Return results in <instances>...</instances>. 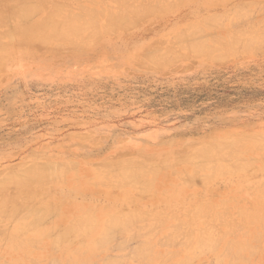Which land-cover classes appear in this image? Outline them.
<instances>
[{"label": "rangeland", "instance_id": "374dc122", "mask_svg": "<svg viewBox=\"0 0 264 264\" xmlns=\"http://www.w3.org/2000/svg\"><path fill=\"white\" fill-rule=\"evenodd\" d=\"M81 1L68 0L66 1V3L64 2L65 5L70 6H68L67 8L66 6H64L63 12L64 17L65 15H67L66 11L69 12V8H71L70 11L72 12V14L75 15L77 13L76 15H79V17L84 14L83 12H81L82 9L84 12L87 9L102 12V14L99 13L98 17H95L96 19L94 21H91L89 19V16L87 15H83L82 21L80 20V23L85 24L87 29L83 28L84 30H82L81 33L79 32V36L80 34L82 35L84 33L82 35L83 38L80 36L82 38L81 40L85 41L88 39V41L85 42H88L89 47L86 44V46H82V48L84 49L79 52H70L69 48L65 49V52H57L58 50H50L49 48H47L49 49V51L46 48H43L44 50H42V48H34V51L33 46L30 42L27 41L25 43H22L23 40L19 38H11L12 42L11 40L9 42L11 44L2 52L3 55L0 54V61L3 59L0 62L1 64L3 63L2 65H0V173H4V171H9V169L14 168V170H12L13 172L10 170V173L12 175L15 172L18 174V170L24 171L27 169L35 168L36 164H41V166L49 165L47 166V168L51 171H55L54 167L58 166V168H60L59 170H61V172H58L64 173L62 174L63 176L57 174V177L55 176V178H53L50 174L52 172L49 173V170L46 169L45 173L48 172V174H50L51 176L49 175L50 178L46 184L36 187L38 190H41V192L33 187L35 195L37 194L36 196H33V198H31L33 202L29 201L31 199L27 200L25 198L26 196L24 198L27 201L24 198H21L23 194L15 192L19 189H17V186L11 187L13 188V196L17 197V202H20L21 200V204L27 205L32 202L31 204L34 206H37V202H39L38 204H41L46 208H55L57 212L52 213V215L50 213H44V216L41 217L39 219V222L37 221L34 226L30 222H32V218L35 216H31L29 213L32 211L31 214L34 215L31 208H34V206L26 205L27 207H25L24 210L22 208L21 212L15 219L3 218L2 216H0V264H102L103 260L107 259L106 257H125L126 255H129L127 253L130 252V246H135V244H143L148 241V245L151 243L149 245L151 254H147V256L143 255L142 257L141 255L137 256L136 254V257H133L136 258L134 260L133 258H129V256H126L125 258L123 257L124 259L122 258L123 261L120 264H161V261L165 259L168 260H166L164 264H180L186 258H190L192 260L189 262V264H200V262L201 264H216V262H218L219 264H228L227 261H223L222 258H220V254L224 255V253L222 252L227 249L226 246L229 245L227 242H229L230 240V244L235 243L239 244L237 246L246 245L247 247L250 246V248H252V254L248 255L247 252H245V255L241 254V256L245 258L242 259L244 262L241 260L237 262V264H264V187L262 185L264 184V172H262L264 168V47H262L263 49L259 48L261 46H264V10H261L262 7L264 8V0H212L210 2L209 0H184L187 2L180 0L181 6H179L180 4H177V6H174V8H172L171 4H173V1L174 3H177L178 1L176 0H161L162 4L160 0H151V3L149 2L150 0H124L123 2L120 0V2L123 3L124 6L122 4L118 5L116 3V7H114V2L116 1L120 3L119 0ZM139 1L143 3L141 4V2ZM124 2L127 3V6L129 7V9L127 7L128 10H125L126 3L124 4ZM128 2H132V8L133 6L140 5L138 8H141L142 10H144V12L147 9L148 12L146 11L145 13H150V15L147 16V14L145 15V13L143 12L145 16H141V14H143L141 12V9L140 11L136 10L139 12V14L141 13L140 15H137L136 13L138 12H136L135 9L138 8L131 10V3ZM202 2L203 5H201ZM206 2L210 6H207ZM213 3H216V6ZM262 3L263 6L261 7V5L259 4ZM52 4L53 2L47 4L48 8H51ZM73 4H76V6ZM143 4L145 5V7ZM168 4H170V6ZM217 4L220 5L217 6ZM236 4H239L240 6L242 5V8L240 6L237 7L238 5ZM120 5L125 7V9H123L121 6V8L123 9L122 13L120 12ZM147 5L150 7L154 5L150 9H154V12L156 10V13L158 12V14L154 12L152 13L151 10L149 11V7ZM160 5L162 6V8L165 6V10L168 7L169 9L171 8V10H168L172 12H168L166 10L167 13H165L164 11V14L162 15V11H160ZM79 6H81L82 8ZM155 6L158 9L160 7V9L158 10ZM74 7L75 9H73ZM99 7L102 8L99 9ZM106 7L107 9H110L107 10ZM78 8L79 11L76 10ZM112 8L115 11L112 10ZM231 8H235L236 10ZM214 9L217 10L215 11ZM89 10L87 11L89 12ZM111 10L113 12H111ZM227 10L229 11V13H227ZM116 11L120 12H117L119 13V16L120 14H123L119 17V25L116 26V24L114 27L110 28L111 31L115 30L116 32L112 31L113 34L111 31L104 32V26L109 20L108 16H116ZM126 11H130V13L128 12L129 15H127L128 13ZM133 11L134 13L132 17L130 16V14ZM223 12L225 14L224 16H226V19L223 18ZM106 13H109V15L107 16ZM247 13H249L250 16ZM135 14L136 18H143H141V20L139 21H137L138 19H136L137 26L130 27L131 24H129V22L131 23L132 19L127 21V18L129 19L132 17L135 21ZM154 14L157 15V17L153 16ZM210 14L215 16V18L217 17L216 23L214 20L210 22V19L207 18L211 16ZM226 14H229V17ZM42 15H44V13H42ZM203 15L205 19L204 21L206 23H203L204 21H202ZM236 15L239 19L244 15H248L246 19L247 21H244L245 23H247V25H244V23L242 24L241 22H237V20L235 19ZM239 15L242 17H239ZM62 16L63 14H61V17ZM122 16L126 17V20H122ZM161 16L165 17L161 18ZM182 16H184V18ZM210 18L213 19L214 17ZM223 19L226 21L229 19L230 21L228 20L226 23V21H222ZM147 21H149V23ZM160 21L161 26H159ZM235 21L237 23H235ZM156 22H158V24ZM121 23H127L125 25H122L124 27L127 26V28H129L131 31L126 27L124 29L127 30L124 31ZM230 24L234 25L235 27H231ZM235 24L238 26H236ZM251 24H253L252 26L254 27H251ZM97 25H100L101 27ZM93 26L94 28H90ZM201 26H203L204 28ZM219 26H222L223 28L221 27V29ZM245 26L247 29L245 28ZM3 27L1 26L0 28V37L4 34V31H9L8 27L7 30ZM117 27H119L120 30ZM212 27H214V29ZM241 27L244 29V31L243 29H241ZM207 28L209 29L207 30ZM237 28H240V30ZM99 29L101 31L103 30L101 32V34L103 35L100 34ZM234 29L239 31L236 32ZM254 29L257 31H255ZM86 30H90V33H88ZM245 30L248 31L246 32ZM192 31H200V33L196 32L195 34L193 32L194 34H192ZM240 31H243L246 35L247 33H251L252 35H249L253 38V40H255L254 38H257L260 35V38H263V42L261 41L262 43H260L261 39L258 38L255 40L256 43L254 41L253 43L249 39L250 36H247L249 38L246 37L247 40H245L244 37L241 38L243 34H241ZM254 31L257 33H254ZM119 33L122 35H120ZM197 33L200 35H202L203 33L205 34L199 36ZM207 33H209L210 35ZM93 34H95L96 36H93ZM115 34L117 36L119 35V37H117ZM123 34H125L126 36H130L126 37ZM152 34L153 36L151 37ZM181 34L185 35L184 40H186L187 37H190L189 39L187 38L188 40H186L187 43L185 45L189 44L192 41H200L202 43H205V45L207 44V46L209 47H214L217 45L216 43L221 42L220 40H222V38H224V41H226L228 39L226 37L228 36L239 37L241 35V37H239L240 39H243V41L247 42L249 41L250 43L247 45V43L245 42L241 45L245 44L247 46H250L248 50L244 51L246 53L245 54L243 52V47L236 43L237 46L239 45L242 48L238 49L239 46H235L237 47V51H235L234 53H238L239 55L235 54L236 56L234 57L233 54H228L224 56L225 58L215 59L214 61L209 57L205 59V56L199 54L193 56L191 52H186L185 47L188 46L184 45L185 42L182 44L179 43V41L182 42L183 40L181 39V37H183V35ZM206 34L208 36V40L206 39ZM166 35L168 36V39H166ZM212 35L215 37H212ZM92 36L95 37V40H91ZM109 37L112 39H110ZM209 37H211L212 39L214 38V40L211 41L210 39L209 41ZM108 38L110 40H108ZM162 40L164 43L166 41L167 43L165 44H167L168 46H165ZM175 40L177 43H175ZM79 41L77 38V43H79ZM171 41H174L173 43L175 44H173L172 47H170V44L172 43ZM224 41L222 40V42ZM157 43L159 44L157 45ZM178 43L184 47L180 48V45ZM252 43L253 46L255 45L254 47L251 45ZM54 44L55 43H51V46L53 47ZM177 44L179 45V47H176ZM258 44L259 47L256 51L255 47ZM24 45H26L27 49L23 47ZM102 46L106 47H103L104 49H101ZM173 46L175 47L174 50L176 51H173ZM164 48L168 49L167 51H171L173 53L179 52V56L182 54V57H178L177 54L178 58L176 59V61L174 60L175 62L169 63L172 58H165V53H167L166 56H168V52L165 51ZM169 48L172 49L170 50ZM28 49L31 51V53H26L28 52ZM155 49L156 51L159 50V52H150V50H152L153 52ZM91 50H95L96 52H102L105 50V53L107 52L106 54L108 55V59L110 62H100L97 59L99 55H94L97 58L88 56V53ZM144 51H148L151 54H146V52ZM163 51H165L164 55H162L163 53H161ZM4 52H7L6 55L8 56V58L10 57L9 60L8 58H5L6 55L4 54ZM250 52L251 54H247ZM45 53L48 54L46 55ZM44 54L45 57H42L44 56ZM184 55L186 57H183ZM162 56H164L163 60L167 59L166 62H168V60L169 62L164 66H162L161 64V67H157V65L159 66L162 60L161 58V60L158 58ZM148 59H154V63L151 61L150 63L152 64H149V62H147ZM190 59H193V61ZM163 62H165V60ZM145 63H148L149 65H147L149 67ZM153 64L157 65L153 66ZM253 136L256 137L257 140H259L258 137H261V142H257L256 139H253L259 144L262 143L263 147L262 145L256 143L257 149L254 148L255 145L253 143L255 141L250 140ZM244 137H248L247 140ZM230 138L236 142L239 141L238 144L241 147L238 146L239 148L237 149L240 153L238 154V152L236 151V154L238 155H235L234 153V157L229 153L228 156L225 155L226 152L223 150L221 151V154L225 156L222 157L219 152L218 154H216V151L224 148V150H227L226 148H228L229 150V147H226L227 145H223V147H221L222 144L220 143L224 142V144H229L228 146L231 147V143L229 141ZM224 139L226 142L224 141ZM210 141H215L217 143H215V145ZM209 142L212 144V150H210L208 155H213V152H215L214 154L216 155H214L215 160L213 158L214 156H211L214 161H210L208 163L207 160L209 159H201L198 157V150H201V148L207 143L209 145ZM218 143L220 145H218ZM199 144L201 147L199 146ZM234 144L236 143L234 142ZM187 146H194L195 148H199L196 151L194 150L195 152L193 151L197 154V157L186 159L185 156H189L188 153L194 154L192 152H189L191 151V149L187 148ZM194 147H192V150L194 149ZM258 148L260 150H258ZM233 149H235L234 146L229 151L233 153L235 152V150H237ZM180 152H182V154H185L187 152L186 154L188 155H179ZM211 152L212 154H210ZM171 154L174 155L173 158ZM180 156H182V158H180ZM120 157L124 158V164H122L121 162L119 163L120 165H118L117 162L122 161ZM138 157L143 161L140 162L141 159H139ZM46 158L49 160H47ZM150 158L152 159L151 163L147 162V160ZM238 158L244 159L245 163L247 162V164H244V166L242 165L244 161L240 163L242 160H238L240 161L239 167H244L245 169V167H247L248 165V167H251L253 165L252 168H254L246 169L247 172L239 171V169H237V163H234L236 162L234 160ZM249 158L257 160L255 162L253 161V164L251 165V163H248L250 162ZM135 159H139L140 161ZM163 159H165L166 161L168 160V162L164 161ZM128 160L131 162H128ZM161 160H163L164 164H160ZM70 161L79 162L80 164H75L74 166V164L70 163ZM110 161L116 164V166H112V169H109L111 168V164H113ZM186 161H189L192 164L190 165ZM201 161L207 163V165L205 164L207 168L204 167ZM217 161H221L220 164L216 163V165L215 162ZM224 162L229 164L227 165ZM129 163H132L131 166L129 165ZM193 163H196L195 167L199 164L198 168L203 169L199 170L197 167V169L194 168ZM26 164L30 166L26 167ZM31 164H35L33 165L34 167ZM95 164L99 165L97 169L94 167ZM100 164H102V167H100ZM137 164L144 165V167L146 168L144 169L146 170L145 174L147 175L144 176L145 171H142L141 174H138L141 178L138 177L139 179L135 180L133 173L127 174V172L135 170L134 173H136L137 169H135V165ZM224 164L227 165L225 168H227L228 170L223 171L225 169ZM23 165L25 166V168L23 167L22 169ZM163 165H165L164 167H166L167 169H162ZM214 165H216L215 168ZM219 165H222L223 170ZM71 166H73L74 169H72ZM18 167L21 168L19 169ZM229 167L230 169L232 168L231 170H233V168H236L235 170H237L238 172L233 170V172L235 171V174L231 173ZM208 168L211 170H209ZM119 169L124 170L116 172ZM150 169L154 173H157L153 178V172ZM192 170L196 173H192ZM248 170L253 171L254 174L252 173V175L256 177L254 178L250 174L251 171L249 172ZM226 171H228V173L230 174H227ZM115 172L118 174H115ZM217 172L220 174H218ZM111 173L113 174L111 175ZM246 173H248L249 176ZM4 174L3 176H5ZM223 174L225 175L218 176ZM231 174H234L232 175L233 177L230 176ZM117 175H120L121 179ZM206 175H208L209 178L205 177ZM1 176L0 181L3 180V176ZM122 176L124 177L122 178ZM189 176L192 178H190ZM210 176L213 178H211ZM210 178L212 180H210ZM224 178H227L228 180H226V183ZM257 178H259L260 180ZM140 179L142 180L140 181ZM146 179L150 182L153 179L155 180L152 181L151 188L149 187L151 186L150 184L149 186H147L148 181ZM184 179H189L190 181L194 179V182L196 184L194 183L189 186V180L185 181ZM121 180H123V182ZM78 181H82L91 187L92 191L90 196H92V198H88L89 200H87L90 203L86 202V204H84V202H82L85 198H82V194H80V192H78L74 187V185L77 184ZM118 181H120L121 183ZM212 181H214V183H212ZM219 181L221 184H224L221 185ZM205 182L211 183L206 185L204 184ZM102 183L104 185L101 186ZM105 183H109V185ZM128 184H131L130 186H133L130 187ZM202 184L206 187H200L202 186ZM137 185H139V189L141 188L140 190L143 192L142 197L139 196L142 195V192H138ZM204 189H207V192H205L206 190L204 191ZM60 190H62V192ZM10 191L11 190L8 189L7 192L10 193ZM203 191L204 194L202 195ZM12 193H10V195ZM41 193L43 195H41V199L38 200L39 194ZM60 194L63 196H61ZM210 194L211 196L207 197ZM85 196L87 197V195ZM100 196L102 200L100 199ZM195 196H200L201 198L198 199V197ZM187 199L191 203L187 201ZM62 201H65L66 208L67 206H71V209L62 210ZM181 201H183L184 203ZM169 202L170 204H168ZM121 205H124L123 209ZM125 205H127L128 208ZM172 205L175 206V208H173ZM192 205L195 207L197 213V208L199 209V213L196 214L197 218L195 216L193 217L192 213L196 212L194 211V207ZM129 207L132 209V212L130 211L131 209ZM125 208L130 211L129 213H127L128 215L131 213L130 215L132 216L137 215V218L138 215H140L142 216L141 218H145L146 220L142 221L143 219L141 220L139 217L141 221L139 219L134 222L129 221L127 227L130 230L126 227L127 229L125 228V231L114 235L116 238H113L111 241L108 240L109 243L107 245L100 246L101 242L99 243V241H102L101 235L104 234L103 228L105 221L108 220V218L113 214H125L123 213V210H125V212L127 210ZM150 208H152L153 210ZM172 208L177 212L172 210ZM117 209L119 211H122L119 212ZM146 210L150 212H147ZM191 210H193L194 212ZM9 211L10 210L8 209V212ZM188 211H190V213H188ZM238 211H240V214L238 213ZM22 213L25 214L23 215ZM28 213L29 215L27 216ZM222 213L225 216L222 215ZM84 214L88 215V218H91V216L92 218H94L93 222H95V230H90L91 232L89 231L84 234L82 233L84 230L81 229L77 231L81 233V237L79 234H77V232H75L68 235L66 237L67 239H64L65 242H62L63 240H60L59 242L58 237H61V235L59 236V234L63 233L62 231L64 230V228L71 224V222H77L78 219L81 218ZM226 214H228V216ZM236 214L239 216H236ZM200 215L202 217H199ZM215 215H218L220 221H225L223 223L221 222V226H218L220 222L218 223L219 220L214 217ZM185 216H187V218ZM130 217L131 216H129V218ZM239 217L242 218L240 219ZM83 218L85 220L88 219H86V217L84 216ZM154 219L156 221L155 223L153 222ZM197 219H201V221L199 220L200 222H197ZM213 219H215L214 222H212ZM24 220H27V223H25ZM81 220L83 221L82 218ZM138 220L140 222H138ZM187 220V224L192 222V224L190 225H192L195 229V232H193L194 230H191V233L194 235H192V238H195V236H199L201 234L200 232H203V230L207 228V226L205 225V227H203L201 222L203 224L204 222H206L209 226L212 225V227H210L211 229L213 228L215 233L210 234H215V236L219 235L218 238L216 237L219 240L215 239L218 241L217 245L219 244L218 246H216V250L205 248V246V249L203 247L202 249L199 245H189L187 247L184 246L185 248H188L186 249V251L185 248L180 244L182 241L177 244L179 246H176V243H172V241H174L173 239H175V236L176 239L178 238V240L175 239L176 242L181 240L179 239L181 234L180 232L179 234L177 232L175 233L174 231L175 235L173 234V230L180 229V227L182 230L184 229L183 226L185 224L182 226L181 224L179 225L178 222L182 221L186 223ZM21 221H24V223ZM42 221L43 225L40 224ZM46 221H48V223ZM51 221L52 223L50 224ZM44 222H46V224H44ZM87 222L90 223V220L88 219ZM87 222L83 223L87 225ZM158 222H160L159 227ZM231 222L233 224L235 222L234 225L237 224L239 229L233 228L234 226L232 228L231 226H226L227 223L230 225ZM29 223L31 224V226H33L31 227V230H27V228L30 227H25ZM150 224L152 225V227ZM21 225H23L24 227H19ZM136 225L138 228H135ZM132 226L133 229L131 230ZM192 226L189 227L191 228ZM213 226H215V228ZM47 227L50 228L49 231L52 230L51 233L49 231H45L49 229ZM140 227H143V230H146L144 232L152 229L151 233L153 235L151 233H144L143 230L140 229ZM20 228L22 229L20 230ZM145 228H147L148 230ZM24 229L27 231H25ZM207 229L205 231H208ZM18 230L25 233H19L17 232ZM130 231V235H133L134 231L137 234L136 238H134L135 241L133 239H130ZM208 232H206V234ZM223 232L225 235L222 234ZM143 233L145 235H143ZM73 234L79 235L78 238H76L75 236L76 239H73ZM140 234H142L143 236L138 237V235ZM170 234H172L173 239H170V241H172H166L164 243V241L167 240L166 238H168V235ZM68 237L70 239V242ZM48 238L49 240H51L49 241ZM99 238L101 240H99ZM123 239L124 244H126L116 247L115 244H118V242L122 241ZM131 240L133 241L131 242ZM158 240L160 242H158ZM92 242L94 243L91 245ZM95 242L99 244V247L95 244ZM29 243H31V245ZM121 243H123V241ZM170 243H172V246ZM195 246H197L199 250L195 249ZM113 247L116 249H113ZM127 247L128 249H126ZM132 249H134V247H132ZM203 250H205V252H203ZM210 250H212V253H209ZM192 252H196V254L193 255ZM165 254H173V256L169 255V258H167L168 255L166 257L163 256ZM229 254L230 253H226V256L230 257ZM130 255L133 254L131 253ZM217 255L221 260H217L219 259ZM143 257L149 258H147L148 260H143ZM215 258L216 261L214 260ZM193 261L195 262L192 263Z\"/></svg>", "mask_w": 264, "mask_h": 264}, {"label": "bare ground", "instance_id": "6f19581e", "mask_svg": "<svg viewBox=\"0 0 264 264\" xmlns=\"http://www.w3.org/2000/svg\"><path fill=\"white\" fill-rule=\"evenodd\" d=\"M66 1H68V0H0V28H1V26L3 27V26H5V27H3V28H5L6 30H7V27H8V30L9 31H4V34L3 35H1V37H0V54L1 55H3V51L5 50V48L6 47H8L11 43H9L10 42V40H11V38H19V39H21V40H23V42L22 43H25V42H30L31 44H32V46H33V49L34 48H42V50H44L43 48H49L50 50L51 49H53V50H58L57 52H59V51H64L65 49H68L69 48V50H70V52H79V51H82L84 48H82V46L84 47V45L86 46V44H87V46H88V42L86 43L85 41H88V39L87 40H81L82 38H83V34L81 35L80 34V36L82 37H80L79 36V32L81 33V31L82 30H84L83 28H86V25L85 24H82V23H80V20L82 21V16L84 15V16H89V19L91 20V21H94L96 18L95 17H98L99 16V13H101L102 14V12L101 11H99V12H97L96 10H89V9H87V10H89V12L87 13L86 11L84 12L83 11V9H82V11L81 12H83L84 14H82L81 15V17H79V15H74V14H72V12L70 11V9L71 8H69L68 10H69V12L68 11H66V13H67V15H65V17H64V6H66V8L68 7V6H70V5H65L64 4V2L66 3ZM75 1H77V0H75ZM81 1V0H80ZM84 1V0H83ZM85 1H88V0H85ZM94 1V0H93ZM100 1H102V0H100ZM122 2L124 1V0H121ZM137 1V0H136ZM149 1V0H148ZM157 1V0H156ZM168 1V0H167ZM172 1V0H171ZM176 1H178L176 4L174 3V1L172 2L173 4H171L172 5V8H174V6H177V4H180V0H176ZM184 1V0H183ZM191 1H194V0H191ZM206 1V0H205ZM210 1H212V0H209V2ZM221 1V0H220ZM50 2H53V4H52V7L51 8H48V5L47 4H50ZM82 2V1H81ZM104 2V1H103ZM119 2H120V0H119ZM127 2V1H126ZM126 2H124V4L126 3ZM135 2V1H134ZM139 2H141V1H139ZM150 3H151V0L149 1ZM149 2H148V4H149ZM160 2H161V0H160ZM159 2V3H160ZM166 2V1H165ZM184 2H187V1H184ZM216 2H218V1H216ZM226 2V1H225ZM116 3L119 5V4H122L123 5V3H118V2H114V4H115V6L114 7H116ZM128 3H131V10H134L135 8H138L139 6H133V8H132V2H128ZM143 2H141V4H142ZM207 3V2H206ZM243 3V2H242ZM247 3V2H246ZM138 4V3H137ZM155 4H157V3H155ZM161 4H162V2H161ZM164 4V3H163ZM185 4V3H184ZM213 4H215V6H216V3H213ZM224 4V3H223ZM244 4V3H243ZM72 5V4H71ZM73 5H75L76 6V4H73ZM80 5V4H79ZM92 5V4H91ZM99 5V4H98ZM117 5V6H118ZM122 5H120L119 7L121 8V6ZM126 6V9H125V7H123L122 6V8L123 9H125V10H128L129 9V7L127 6V3L125 4ZM144 5V4H143ZM169 6H170V4H168ZM201 5H203V2H202V4ZM209 4L207 3V6H208ZM218 5H220V4H217V6ZM226 5V4H225ZM236 5H238L237 7H239L240 5L239 4H236ZM259 5H261V7L263 6V3L262 4H259ZM47 6V7H46ZM148 6V5H147ZM154 6V5H153ZM152 6V7H153ZM161 6V5H160ZM179 6H181V4L179 5ZM194 6V5H193ZM199 6V5H198ZM197 6V7H198ZM210 6V5H209ZM222 6V5H221ZM234 6V5H233ZM79 7H81V6H79ZM127 7H128V9H127ZM144 7H145V5H144ZM149 7V11L151 10L150 8H152V7H150V6H148ZM148 7H146V8H148ZM156 7V6H155ZM159 7V6H158ZM165 7V6H164ZM162 8V6H161V10L160 11H162V15L164 14L163 12L165 11V13H167L166 12V10L168 11V12H172V11H169V10H171V8L169 9V7L168 8H166V10H165V8ZM204 7V6H203ZM206 7V6H205ZM241 8H242V5L240 6ZM65 8V9H66ZM82 8V7H81ZM102 8V7H101ZM100 7H99V9H101ZM109 8V7H108ZM121 8V9H122ZM157 8V7H156ZM155 8V9H156ZM176 8V7H175ZM213 8V7H212ZM236 8V7H235ZM235 8H231V9H235ZM241 8H239V9H241ZM50 9V10H49ZM73 9H75V7L73 8ZM94 9V8H93ZM106 9H107V7H106ZM110 9V8H109ZM109 9H107V10H109ZM119 9V8H118ZM120 9V12L122 13V11H123V9L121 10ZM141 9V8H140ZM140 9L138 8V9H135V11L136 10H138V11H140ZM158 9V8H157ZM159 9H160V7H159ZM158 9V10H159ZM164 9V10H163ZM169 9V10H168ZM237 9V8H236ZM235 9V10H236ZM264 10V8L262 7L261 8V10ZM76 10H78L79 11V8L78 9H76ZM112 10H114L113 8H112ZM111 10V12H113ZM154 9H152L151 11H152V13L154 12L153 11ZM174 10V9H173ZM206 10V9H205ZM212 10V9H211ZM215 10V9H214ZM217 10V9H216ZM215 10V11H216ZM230 10V9H229ZM243 10V9H242ZM262 10V11H263ZM102 11H103V9H102ZM115 11V10H114ZM138 11H136V12H138ZM146 11H147V9H146ZM145 11V12H146ZM193 11V10H192ZM228 11V10H227ZM250 11V10H249ZM94 12V13H93ZM117 12H119V11H116V14H114V15H116V16H110L109 15V13L107 14L106 13V15L109 17V20L107 21V23H106V25L104 26V32H109V31H111L110 30V28L111 27H114L116 24V26H118L119 25V22H118V20H119V17L121 16V15H123V14H120V16H119V13H117ZM127 13L129 12L130 13V11H126ZM125 12V13H126ZM141 12L143 13L144 12V10H142L141 9ZM144 12V13H145ZM148 12V11H147ZM233 12H234V10H233ZM264 12V11H263ZM42 13H44V15H42ZM86 13V14H85ZM126 13V14H127ZM129 13L127 14V15H129ZM133 13H134V11L130 14V16H132L133 17ZM144 13L143 14H141V16L143 15V16H145L147 13H145V15H144ZM154 13H156V10H155V12ZM207 13V12H206ZM227 13H229V11L227 12ZM61 14H63V16L61 17ZM137 15L139 14V12L138 13H136ZM136 14H135V21L133 20V18L131 17V18H127V21H129L130 19H132L131 20V23L129 22V24H131V26L130 27H132V26H137V21H139V20H141V18H143V17H141V18H136ZM139 14V15H140ZM156 14H158V12L156 13ZM247 14H249V13H247ZM104 15V14H103ZM148 15H150V13H148L147 14V16ZM152 15V14H151ZM166 15V14H165ZM187 15V14H186ZM204 15H205V13H204ZM204 15H203V18H202V21H204L205 19H204ZM207 15V14H206ZM211 16L210 17H214L215 18V16H213L212 14H210ZM223 16L225 15L224 14V12H223V14H222ZM226 15H228V17H229V14H226ZM107 16H106V19H107ZM153 16H155V17H157V15H153ZM152 16V17H153ZM185 16V15H184ZM184 16H182L183 18H184ZM248 16V15H247ZM247 16L246 15H244L243 17L242 16H240L239 15V17H242V18H238L237 17V15L235 16V17H233V18H235L236 20H237V22H241L242 24L244 23V25L246 24L247 25V23H245L244 21L247 19ZM249 16H250V14H249ZM123 17V19L122 20H126V17H124V16H122ZM129 17V16H128ZM164 18L165 16H161V18ZM199 17V16H198ZM206 17V16H205ZM210 17H207V18H209L210 19V22H212L213 20L215 21V23L217 22L216 21V18L214 19H212V18H210ZM226 16H224L223 18L224 19H226L225 18ZM227 17V18H228ZM231 17V16H230ZM59 18H61V19H59ZM232 18V17H231ZM238 18V19H237ZM85 19V18H84ZM105 19V20H106ZM121 19V18H120ZM136 19H138L137 21H136ZM148 19V18H147ZM168 19V18H167ZM198 19V18H197ZM200 19V18H199ZM220 19V18H219ZM222 20V21H226V20ZM121 20V21H122ZM145 20V19H144ZM155 20V19H154ZM174 20V19H173ZM188 20V19H187ZM221 20V19H220ZM219 20V21H220ZM229 20V19H228ZM227 20V21H228ZM232 20H234V19H232ZM231 20V21H232ZM240 20V21H239ZM132 21H133V23H132ZM157 21V20H156ZM196 21H200V20H196ZM227 21H226V23H227ZM230 21V20H229ZM247 21V20H246ZM136 22V23H135ZM148 23H149V21H147ZM152 22V21H151ZM173 22V21H172ZM181 22V21H180ZM187 22V21H186ZM236 21H235V23H237ZM250 22V21H249ZM128 23V22H127ZM127 23H121V25L122 24H127ZM147 23V24H148ZM157 24H158V22H156ZM183 23V22H182ZM185 23V22H184ZM195 23V22H194ZM203 23H206L205 21L203 22ZM214 23V22H213ZM219 23V22H218ZM224 23V22H223ZM260 23H262V22H260ZM97 24V23H96ZM153 24V23H152ZM163 24H165V23H163ZM202 24V23H201ZM231 24H234V23H231ZM230 24V25H231ZM239 24V23H238ZM249 24V23H248ZM144 25V24H143ZM236 25V24H235ZM253 24H251V27H254V26H252ZM255 25V24H254ZM97 26H100V25H97ZM123 26V25H122ZM146 26V25H145ZM149 26V25H148ZM147 26V27H148ZM159 26H161V21H160V25ZM186 26V25H185ZM222 26H224V25H222ZM222 26H219L220 28L222 27ZM227 26V25H226ZM232 26H234V25H231V27ZM236 26H238V25H236ZM250 26V25H249ZM257 26V25H256ZM101 27V26H100ZM126 28H127V26H125ZM124 26H123V29L125 28ZM153 27V26H152ZM151 27V28H152ZM190 27V26H189ZM201 27H203V26H201ZM235 27V26H234ZM233 27V28H234ZM240 27V26H239ZM244 27V26H243ZM90 28H94V26L93 27H90ZM99 28V27H98ZM119 30H120V28L119 27H117ZM144 28V27H143ZM157 28V27H156ZM204 28V27H203ZM213 29H214V27H212ZM212 28H210V29H212ZM220 28H218V29H220ZM223 28V27H222ZM221 28V29H222ZM245 28H246V26H245ZM87 29V28H86ZM117 29V30H118ZM128 30H130L129 28H127ZM127 29H124V31L125 30H127ZM202 29V28H201ZM206 29V28H205ZM209 28H207V30H208ZM230 29V28H229ZM236 29V28H235ZM234 29V30H235ZM237 29H239L240 30V28H237ZM241 29H243L242 27H241ZM247 29V28H246ZM259 29V28H258ZM100 30V29H99ZM143 30V29H142ZM166 30V29H165ZM204 30V29H203ZM227 30V29H226ZM231 30V29H230ZM233 30V31H234ZM239 30H235L236 32L237 31H239ZM248 30H249V28H248ZM248 30H245L246 32L248 31ZM255 30V29H254ZM88 33H90V30H86ZM103 31V30H102ZM101 30L99 31L100 32V34H101V32H102ZM113 32L115 31V30H112ZM111 31V32H112ZM122 31V30H121ZM121 31H120V33H121ZM131 31V30H130ZM176 31V30H175ZM212 31V30H211ZM243 31H244V29H243ZM241 32V34H245L244 32ZM255 31H257V30H255ZM254 31V33H257V32H255ZM87 32H85V33H87ZM93 32V31H92ZM113 32H112V34H113ZM116 32V31H115ZM178 32V31H177ZM194 31H192L191 33L192 34H196V32H198V31H195L194 33H193ZM201 32H202V30H201ZM253 32V31H252ZM259 32H261V31H259ZM1 33V32H0ZM3 33V32H2ZM119 33V34H120ZM122 33H124V32H122ZM126 33V32H125ZM139 33V32H138ZM148 33V32H147ZM181 33V32H180ZM190 33V34H191ZM198 33H200V31L198 32ZM197 33V34H198ZM214 33V32H213ZM221 33V32H220ZM227 33V32H226ZM231 33H233V32H231ZM97 34V33H96ZM99 34V33H98ZM130 34H134V33H130ZM154 34V33H153ZM153 34L151 35V37L153 36ZM156 34V33H155ZM173 34V33H172ZM185 34V33H184ZM184 34H181V35H183V37H181V39H183L182 40V42L181 41H179V43L180 44H182V43H184V45L187 43V41L186 40H188L190 37H187L186 38V40H184ZM202 34V33H201ZM203 34H205V33H203ZM202 34V35H203ZM207 34H209V33H207ZM207 34L205 35V36H207ZM249 34H251V33H247V35L245 36H243L242 35V37H241V35L239 36V37H241V38H245V40H247L246 39V37L247 36H250ZM90 35H92V34H90ZM95 34H93V36H94ZM101 35H103V34H101ZM116 35V34H115ZM114 35V36H115ZM120 35H122V34H120ZM123 35H125V34H123ZM150 35V34H149ZM199 36H202V35H200V34H198ZM210 35V34H209ZM252 35V34H251ZM256 35H258V34H256ZM92 36V39L91 40H95V37H93ZM96 36V35H95ZM105 36H106V34H105ZM110 36V35H109ZM117 36V35H116ZM126 36V35H125ZM128 36V35H127ZM126 36V37H127ZM130 36V35H129ZM128 36V37H129ZM155 36V35H154ZM254 36V35H253ZM117 37H119V35L117 36ZM132 37V36H131ZM156 37V36H155ZM168 36L166 35V39H168L167 38ZM204 37V36H203ZM212 37H215V36H213L212 35ZM217 37V36H216ZM239 37H237V36H228V37H226V38H228L226 41H224V38H222V40L224 41V42H222V40H220L221 42H219V41H217V42H219V43H216L215 45L216 46H214V47H209V46H207V44L205 45V43H202V42H196V41H192V42H188L189 44H187V45H185V46H188V47H185V49H186V52H191L192 53V55L194 56V55H202V56H205L206 58L205 59H207L208 57L209 58H212V60H214L215 61V59H221V58H225L224 56L225 55H231V54H233V56L235 57L236 55L235 54H237V55H239L238 53H234L235 51H237V47L239 46V45H241L242 43H247V45L248 44H250L249 43V41L247 42V41H243V39H240ZM262 37V36H261ZM77 38H78V41H79V43H77ZM80 38V39H79ZM90 38H91V36H90ZM90 38H89V41H90ZM94 38V39H93ZM106 38V37H105ZM105 38H104V40H105ZM110 38V37H109ZM108 38V40H110V39H112V38H110L109 39ZM116 38V37H115ZM123 38V37H122ZM148 38V37H147ZM159 38V37H158ZM205 38V37H204ZM208 38V36L206 37V39ZM247 38H249V37H247ZM258 38H260V35H259V37H257V38H254L255 40L256 39H258ZM96 39H97V37H96ZM100 39V38H99ZM124 39H126V38H124ZM164 39V38H163ZM210 39H211V41H213L214 40V38L212 39L211 37H209V41H210ZM217 39V38H216ZM216 39H215V41H216ZM250 41L251 42H255L256 43V41L255 40H253V38L250 36ZM252 39V40H251ZM261 40H260V43H262L263 42V38H260ZM21 40H20V43H21ZM117 40V39H116ZM123 40V39H122ZM140 40H141V38H140ZM208 40V39H207ZM219 40V39H218ZM102 41H103V39H102ZM120 41V40H119ZM145 41V40H144ZM169 41V40H168ZM239 41H242V42H239ZM262 41V42H261ZM11 42H12V40H11ZM93 42V41H92ZM99 42V41H98ZM97 42V43H98ZM132 42V41H131ZM157 42V41H156ZM162 42H163V40H162ZM172 42V43H171ZM171 42H169V43H171L170 45V47H172V45L174 44L173 42L174 41H171ZM253 42V43H254ZM51 43H55L54 45H53V47L51 46ZM108 43V42H107ZM164 43V42H163ZM162 43V44H163ZM165 43H167L166 41H165ZM164 43V44H165ZM175 43H177L176 42V40H175ZM178 43V44H179ZM207 43V42H206ZM236 43H238L239 45L237 46L236 45ZM253 43L251 44L252 46H253ZM112 44H115V43H112ZM159 43H157V45H158ZM176 45V47H179V45ZM133 45V44H132ZM142 45V44H141ZM156 45V46H157ZM167 44H165V46H166ZM175 45V44H174ZM247 45H241V47H243V52L244 51H246V50H248L249 49V46H247ZM261 45H263V44H261ZM111 46V45H110ZM114 46V45H113ZM122 46V45H121ZM137 46V45H136ZM156 46H153V47H156ZM168 46V45H167ZM235 46H237V47H235ZM255 46V45H254ZM253 46V47H254ZM23 47H25L26 49H27V47H26V45H24ZM89 47V46H88ZM92 47V46H91ZM103 47H106V46H102V48L101 49H104ZM140 47V46H139ZM181 47H184V46H182V45H180V48ZM240 46H239V48L238 49H242ZM257 47V48H256ZM256 47H255V49H256V51H257V49H258V47H259V44L258 45H256ZM262 47H264V46H261V47H259L260 49H263ZM22 48V47H21ZM31 48V47H30ZM138 48V47H137ZM136 48V49H137ZM168 48V47H167ZM15 49V48H14ZM49 49H47L48 51H49ZM106 49V48H105ZM139 49V48H138ZM153 49V48H152ZM159 49V48H158ZM165 49V48H164ZM170 50L172 49V48H169ZM175 49V47L173 46V51H176V50H174ZM177 49H179V48H177ZM20 50V49H19ZM37 50V49H36ZM41 50V49H40ZM47 50H45V51H47ZM68 50V51H69ZM125 50V49H124ZM135 50V49H134ZM146 50H148V49H146ZM168 49H165V51H167ZM28 52H26V53H31V51L28 49L27 50ZM34 51H35V49H34ZM102 51V50H101ZM136 51V50H135ZM155 51V52H154ZM153 52H152V50H150V52L151 53H156L157 51L159 52V50H157L156 51V49L154 50ZM165 51H163V52H161V53H163L162 55H164V53H165ZM179 51V50H178ZM177 51V52H178ZM65 52V51H64ZM67 52V51H66ZM129 52V51H128ZM143 52V51H142ZM144 52H146V51H144ZM168 52V56H166L167 55V53H165L166 55H165V58H167V57H169L170 59L172 58V60H170V62H169V60H168V62L169 63H172V62H175L176 61V59L178 58V57H182L181 55L179 56V52L178 53H173V52H171V51H167ZM182 52H184V51H182ZM242 52V53H243ZM247 52H249V51H247ZM7 53V52H6ZM6 53L4 52V54L6 55ZM20 53V52H19ZM26 53H24V54H26ZM50 53H53V52H50ZM107 53V52H106ZM105 53V50L104 51H102V52H96L95 50H91L89 53H88V56H90V57H94V58H97V57H95L94 55H99V57L97 58L100 62H106V61H108V62H110L109 61V59H108V55ZM149 52L147 51L146 52V54H148ZM151 53H149V54H151ZM169 53H170V56H169ZM174 55H173V54ZM180 53H181V51H180ZM242 53H240V54H242ZM245 53V52H244ZM22 54V53H21ZM46 55L48 54V53H45ZM45 54H44V56H42V57H45ZM144 54V53H143ZM172 54V55H171ZM177 54H178V57H177ZM246 54V53H245ZM247 54H251V52L250 53H247ZM253 54V53H252ZM4 55V56H5ZM176 55V56H175ZM172 56V57H171ZM173 56H174V58H173ZM191 56V55H190ZM223 56V57H222ZM3 57V56H2ZM47 57V56H46ZM183 57H186L185 55L183 56ZM230 57H232V56H230ZM4 58V57H3ZM5 58H8V56L6 55V57ZM4 58V59H5ZM10 58V57H9ZM9 58H8V60H9ZM162 60H161V59ZM163 58H164V56H162V57H159L158 59H160L161 60V62H160V64H159V66L157 65V64H153V66H156L157 65V67H161L160 65L162 64V66H164V65H166V63L168 64V62H166L167 61V59H164L165 60V62H163L164 60H163ZM229 58V57H228ZM195 59H197V58H195ZM200 59V58H199ZM3 60V59H2ZM1 60V61H2ZM36 60V59H35ZM130 60V59H129ZM135 60V59H134ZM142 60V59H141ZM145 60V59H144ZM175 60V61H174ZM190 60H192L193 61V59H190ZM210 60V59H209ZM227 60V59H226ZM0 61V62H1ZM12 61H13V59H12ZM11 61V62H12ZM153 62L154 61V59H148V61L147 62H149V64H152V63H150V62ZM156 61V60H155ZM158 61V60H157ZM10 62V63H11ZM9 63V62H8ZM132 63V62H131ZM154 63V62H153ZM3 64V63H2ZM1 63H0V65H2ZM146 65L148 64V63H145ZM148 64V65H149ZM147 65V66H148ZM146 66V67H147ZM3 67V66H2ZM140 67V66H139ZM149 67V66H148ZM0 70H1V66H0ZM2 78V77H1ZM210 137V136H209ZM251 137V136H250ZM245 138V137H244ZM247 138L248 137H246L245 139L247 140ZM256 139V137H252L250 140H253V141H255L254 139ZM228 139V138H227ZM231 139V138H230ZM229 139V141H230V143H231V147L230 146H228L229 144H224V142H219L220 144H222L221 145V147H223V145L225 146V145H227L226 147H229V150H231V148L234 146V148L235 149H237V148H239L238 146H240L239 144H238V142L239 141H234L233 139H231L230 140ZM240 139V138H239ZM242 139V138H241ZM258 139L259 140H257L256 139V141L257 142H261V137H258ZM211 140V139H210ZM214 140V139H213ZM237 140V139H236ZM224 141H225V139H224ZM231 141H233V142H231ZM254 142L253 144L255 145V149H257V146H256V143L257 142ZM210 142H212V141H210ZM209 142V143H210ZM226 142V141H225ZM234 142L236 143V144H234ZM250 142H252V141H250ZM201 143V142H200ZM215 144V143H217V142H215V141H213L212 142V144ZM218 143V145H220ZM228 143V142H227ZM232 143H233V146H232ZM241 143V142H240ZM211 144V143H210ZM208 145V143L207 144H205V146H203L202 148H201V150H198L199 148H195L194 146H197V145H194V146H192V147H194V149L192 150V147H188L187 146V148H189V149H191V151H189V152H192V153H194L196 150H198L199 151V153H198V157L199 158H201V159H204V158H206V159H209V160H207V162L209 163L210 161L211 162H213L214 160H215V156L214 155H216V154H218V152L220 153V155L223 157V156H225V155H231L232 154V156L234 157V153H235V155H238L240 152H238V149L237 150H235V149H233V150H235V152H231V151H229L228 150V148H226L227 150H224V149H221V150H219V151H216L217 153L216 154H214L215 152H213V155H208L209 154V152H210V150H212V144L211 145ZM242 144V143H241ZM252 144V145H253ZM257 144H259V143H257ZM216 145V144H215ZM235 145H237V146H235ZM259 145H262V143H260ZM199 146H200V144H199ZM201 147V146H200ZM220 147V146H219ZM241 147V146H240ZM262 147H263V145H262ZM261 147V148H262ZM264 149V148H263ZM195 150V151H194ZM215 150V149H214ZM213 150V151H214ZM225 151L226 152V154L225 155H222L221 154V151ZM258 150H260L259 148H258ZM194 151V152H193ZM197 151V152H198ZM236 151L238 152V154H236ZM187 153V152H186ZM184 154V155H188L189 154V156H185L186 157V159H191V158H193V157H197V154L196 153H194V154H191V153H188V154ZM229 153V154H228ZM182 155V156H184L183 154H182V152H180L179 153V155ZM191 154V155H190ZM210 154H212V152L210 153ZM253 154H255V153H253ZM45 155V154H44ZM172 155V154H171ZM179 155H177V156H179ZM242 155V154H241ZM38 156V155H37ZM51 156V155H50ZM59 156V155H58ZM121 156V155H120ZM173 156L174 155H172V158H173ZM182 156H180V158H182ZM211 156L214 158V160H213V158H211ZM246 156H247V154H246ZM36 157V156H35ZM53 157V156H52ZM155 157V156H154ZM230 157V156H229ZM257 157V156H256ZM43 158V157H42ZM61 158H63V157H61ZM78 158V157H77ZM121 158V157H120ZM139 158V157H138ZM170 158V157H169ZM171 158V159H172ZM243 158V157H242ZM242 158H238V159H236V160H234V161H236V162H234L235 164L237 163V169H239V171H246L247 172V170L246 169H251L252 168V164H253V161L255 162L256 160H253V159H251V158H249V160H250V162H248L249 164L251 163V167H245V169H244V167H242L243 168V170H242V168L241 167H239L240 166V163H242L243 161H244V159H242ZM44 159V158H43ZM47 159V158H46ZM115 159V158H114ZM122 159V161H119V162H117L118 163V165H120L119 163H121L122 162V164H124L123 163V157L121 158ZM139 159H141V158H139ZM139 159H135V160H139ZM212 159V160H211ZM231 159V158H230ZM242 160L241 162L240 161H238V160ZM47 160H49V159H47ZM164 161H166L165 159H163ZM163 160H161V162H160V164L162 163V164H164L163 163ZM36 161V160H35ZM108 161V160H107ZM117 161V160H116ZM140 161V160H139ZM143 160L141 159V161L140 162H142ZM206 161V160H205ZM224 161V160H223ZM48 162V161H47ZM109 162V161H108ZM111 163H113L112 161H110ZM128 162H131V161H129L128 160ZM147 162H149V163H151L152 162V159L150 158V159H148L147 160ZM166 162H168V160L166 161ZM165 162V163H166ZM172 162H173V160H172ZM186 162H188V164H192L191 162H189V161H186ZM185 162V163H186ZM221 162V161H220ZM220 162H215V164L217 163V164H220ZM232 162V161H231ZM240 162V163H239ZM70 163H72V164H74V166H75V164H80L79 162H72V161H70ZM125 163H127V162H125ZM159 163V162H158ZM201 163H203V165H204V167H206L205 166V164L207 165V163H204L203 161H201ZM225 163V162H224ZM30 164V163H29ZM131 164L132 163H129V165L131 166ZM194 165V168H198V165H196V167H195V164L196 163H193ZM216 164V165H217ZM225 164H227V163H225ZM224 164V168L229 164H227V165H225ZM246 165L247 164V162L245 163V161L243 162V164L242 165ZM32 165V164H31ZM33 165H35V164H33ZM32 165V166H33ZM45 165V164H44ZM165 165H167V164H165ZM165 165H163V167H162V169H167L166 167H164ZM169 165V164H168ZM177 165H178V163H177ZM216 165H214V168H215V166ZM241 165V166H242ZM244 165V166H245ZM21 166V165H20ZM28 166H30V165H28V164H26V167H28ZM47 166H49V165H45V166H41V164L39 165V164H36V166H35V168H31V169H27V170H22V171H20V170H16L17 172H18V174L16 173H14L13 175L10 173L12 170H14V168L13 169H9V171H4V175L5 176H3V174L2 173H0V176L3 178V180L2 181H0V216H2L3 218H11V219H15V218H17V216H18V214L21 212V209L23 208V210H24V208L25 207H27V206H34V205H32L31 203L33 202V200L31 199V198H33V196H36L35 195V192L33 191V187L34 188H36L37 186H43L44 184H46L47 183V181L49 180V178H50V176L52 175V177L53 178H55V176L57 177V174H59L60 176H63L62 174H64V173H60L61 172V170H59L60 168H58V166H55L54 168H55V171H51V170H49L48 168H47ZM99 165H96L95 164V168L97 169V167H98ZM112 166H116V164H111V168H109V169H112ZM129 166V167H130ZM172 166V165H171ZM220 167H221V169L223 170V167H222V165H219ZM230 166V165H229ZM264 166V165H263ZM23 167L25 168V166L23 165L22 166V169H23ZM34 167V166H33ZM44 167H45V169H44ZM68 167V166H67ZM100 167H102V164H100ZM169 167V166H168ZM19 168V167H18ZM21 168V167H20ZM19 168V169H20ZM71 168L72 169H74L73 168V166H71ZM104 168V167H103ZM126 168H128V167H126ZM158 168V167H157ZM196 168V169H197ZM207 168V167H206ZM254 168V167H253ZM252 168V169H253ZM46 169H48L49 170V173L50 172H52V173H50V174H48V172H46L47 173V175H46V173H45V170ZM56 169H57V171H56ZM125 169V168H124ZM123 169V170H124ZM135 169H137V171H136V173H134L135 172V170H131V171H129V172H127V174L128 173H133V175H134V178H135V180H138L139 178H141V177H139V175L138 174H141V172L143 171H145L144 172V176L145 175H147V174H145L146 173V170H144V169H146L145 167H144V165H142V164H137V165H135ZM199 169V168H198ZM203 169V168H202ZM202 169H199V170H202ZM209 169V168H208ZM216 169H218V168H216ZM232 169V168H231ZM230 169V167H229V170L231 171V173H234L235 171L236 172H238L237 170H235L234 168H233V170H235L234 172H233V170H231ZM6 170H8V169H6ZM11 170V171H10ZM123 170H121V169H119L118 171H116V172H120V171H123ZM151 170V169H150ZM194 170V169H193ZM193 170H192V173H196L195 171L193 172ZM207 170V169H206ZM209 170H211V169H209ZM225 170H228L227 168H225L223 171H225ZM58 171H60V172H58ZM67 171V170H66ZM152 171V170H151ZM160 171V170H159ZM249 172L251 171V170H248ZM261 171H262V168H261ZM9 172V173H8ZM13 172V171H12ZM19 172H21V173H19ZM63 172V171H62ZM109 172V171H108ZM115 172V174H118V173H116ZM125 172V171H124ZM140 172V173H139ZM153 172V171H152ZM221 172V171H220ZM227 172V174H230V173H228V171H226ZM262 172H264V168H263V171ZM45 173V174H44ZM66 173V172H65ZM103 173H105V172H103ZM110 173V172H109ZM108 173V174H109ZM154 173V172H153ZM152 173V178L153 177H155V174H157V173H154L153 174ZM173 173V172H172ZM171 173V174H172ZM183 173V172H182ZM218 173V172H217ZM252 173L254 174V172L253 171H251L250 172V174L252 175ZM55 174V175H54ZM113 173H111V175H112ZM214 174V173H213ZM212 174V175H213ZM218 174H220V173H218ZM235 174V173H234ZM234 174H231L230 176H232V175H234ZM247 175H248V173H246ZM50 175V176H49ZM54 175V176H53ZM211 175V176H212ZM215 175V174H214ZM225 174H223V175H218V176H224ZM256 175V174H255ZM117 176H119L120 177V179H121V176L120 175H117ZM185 176H186V173H185ZM210 176V177H211ZM249 176V175H248ZM253 176V175H252ZM7 177V178H6ZM24 177V178H23ZM100 177V176H99ZM102 177H104V176H102ZM124 176H122V178H123ZM139 177V178H138ZM190 177V176H189ZM205 177H207V178H209V176L208 175H206ZM226 177V176H225ZM233 177V176H232ZM242 177V176H241ZM254 177V176H253ZM252 177V178H253ZM256 177V176H255ZM254 177V178H255ZM98 178V177H97ZM96 178V179H97ZM108 178V177H107ZM113 178V177H112ZM151 178V179H152ZM184 178V177H183ZM190 178H192V177H190ZM189 178V179H190ZM198 178H200V177H198ZM211 178H213V177H211ZM210 178V180H212ZM240 178V177H239ZM247 178H249V177H247ZM99 179V178H98ZM115 179V178H114ZM143 179V178H142ZM142 179H140V181L142 180ZM189 179H184L185 181H188ZM195 179H196V177H195ZM225 179V178H224ZM251 179V178H250ZM257 179H259V178H257ZM256 179V180H257ZM111 180V179H110ZM119 180V179H118ZM147 180V179H146ZM154 180V179H153ZM152 180V181H153ZM221 180V179H220ZM226 180H227V178L225 179V183H226ZM232 180V179H231ZM230 180V181H231ZM247 180V179H246ZM246 180H244V181H246ZM260 180V179H259ZM114 181V180H113ZM122 182H123V180H121ZM148 181V180H147ZM152 181L150 182V181H148V185L147 186H149V184L151 185V183H152ZM155 181V180H154ZM217 181V180H216ZM215 181V182H216ZM228 181V180H227ZM233 181H234V179H233ZM240 181V180H239ZM118 182H120V181H118ZM117 182V183H118ZM189 183V186L190 185H192V184H194L195 182H194V179H192L191 181L189 180L188 181ZM191 182H193V183H191ZM218 182V181H217ZM238 182V181H237ZM241 182V181H240ZM92 183V182H91ZM101 183V182H100ZM116 183V182H115ZM121 183V182H120ZM198 183V182H197ZM209 183H211V182H209ZM209 183H204V184H206V185H208ZM212 183H214V181H212ZM219 183H220V181H219ZM231 183V182H230ZM235 183V182H234ZM105 184H108L109 185V183H105ZM112 184H114V183H112ZM141 184V183H140ZM178 184V183H177ZM183 184V183H182ZM196 184V183H195ZM221 184V183H220ZM224 184V183H223ZM223 184H221V185H223ZM227 184H228V182H227ZM232 184H233V182H232ZM100 185V184H99ZM102 185H104L103 183L101 184V186ZM117 185V184H116ZM129 186L131 185V184H128ZM263 185V187H264V184H262ZM261 185V186H262ZM12 186H17V189L19 188V189H21V190H16L15 192H17V193H21V194H23L22 195V197L21 198H24L25 196V198L28 200V199H31V200H29V201H32V202H30V204L29 205H27V204H21L20 202H21V198L20 199H18V200H20V202H17L16 201V198L17 197H15V196H13L14 194L12 193V190H13V188H11ZM122 186H127V185H122ZM133 186V185H132ZM132 186H130V187H132ZM198 186V185H197ZM74 187H75V189L78 191V192H80V194H82V198H85L84 199V201H82V202H84V204H86V202L87 203H90L89 201H87V200H89L90 198H92V196H90V194H91V191H92V189H91V187L90 186H88L87 184H85L84 182H82V181H78V183L77 184H75L74 185ZM93 187V186H92ZM110 187V186H109ZM135 187V186H134ZM137 187H138V192L140 191V192H142L140 189H139V185H137ZM141 187V186H140ZM150 188L152 187V185L151 186H149ZM200 187H206V186H203V184H202V186H200ZM207 187H209V186H207ZM215 187V186H214ZM228 187V186H227ZM226 187V188H227ZM41 188V187H40ZM46 188V187H45ZM148 188V187H147ZM212 188V187H211ZM216 188V187H215ZM224 188V187H223ZM8 189L9 190H11L10 191V193H12L11 195H10V193L9 192H7L8 191ZM37 189V188H36ZM48 189V188H47ZM111 189V188H110ZM149 189V188H148ZM147 189V190H148ZM181 189V188H180ZM184 189V188H183ZM250 189H252V188H250ZM250 189H247V190H250ZM25 190V191H24ZM38 190V189H37ZM58 190V189H57ZM66 190V189H65ZM72 190V189H71ZM117 190H119V189H117ZM150 190V189H149ZM206 190V191H205ZM208 190H210V189H208ZM38 191H40L41 192V190H38ZM61 192H62V190H60ZM123 191V190H122ZM204 191L205 192H207V189H204ZM204 191H203V193H202V195L204 194ZM212 191V190H211ZM53 192V191H52ZM56 192V191H55ZM54 192V193H55ZM60 192V193H61ZM72 192V191H71ZM114 192V191H113ZM125 192H127V191H125ZM130 192V191H129ZM148 192V191H147ZM37 193V192H36ZM39 193V192H38ZM43 193H46V192H43ZM85 193V194H84ZM131 193V192H130ZM211 193V192H210ZM58 194V193H57ZM63 194V193H62ZM76 194H77V192H76ZM41 195H43L42 193L41 194H39V197H38V200L39 199H41L40 197H41ZM50 195V194H49ZM51 195H53V194H51ZM61 195V194H60ZM69 195V194H68ZM85 195H87V197L85 196ZM89 195V196H88ZM101 195V194H100ZM45 196H48V195H45ZM61 196H63V195H61ZM131 196V195H130ZM140 197H142L143 196V192H142V195H139ZM147 196V195H146ZM211 196V194L209 195V196H207V197H210ZM56 197V196H55ZM134 197H135V195H134ZM136 197H138V196H136ZM139 197V198H140ZM190 197V196H189ZM195 197H198V196H195ZM24 198V199H25ZM43 198V197H42ZM63 198V197H62ZM89 198V199H88ZM191 198V197H190ZM199 198H201L200 196L198 197V199ZM25 199V200H26ZM55 199V198H54ZM57 199V198H56ZM67 199V198H66ZM93 199H95V198H93ZM100 199H101V196H100ZM209 199V198H208ZM230 199V198H229ZM25 200H22V201H25ZM26 200V201H27ZM45 200V199H44ZM98 200V199H97ZM102 200V199H101ZM117 200V199H116ZM116 200H115V202H116ZM174 200V199H173ZM233 200V199H232ZM28 201V202H29ZM73 201V200H72ZM76 201V200H75ZM74 201V202H75ZM81 201V200H80ZM132 201V200H131ZM187 201H189L188 199H187ZM27 202V203H28ZM61 202V201H60ZM63 202V205H62V203H61V205H62V207H61V209L62 210H70L71 209V206H67V208L65 207V201H62ZM68 202H70V201H68ZM77 202V201H76ZM129 202H130V200H129ZM133 202V201H132ZM136 202V201H135ZM134 202V203H135ZM181 202H183V201H181ZM190 202V201H189ZM209 202V201H208ZM39 202H37V206H34V208L33 207H31L32 208V210H33V213H34V215H32L31 214V212H29L30 213V215L31 216H35V217H33L34 218V220H33V218H32V222H30V223H32V225L34 226L36 223H37V221L39 222V219L41 218V217H43L44 216V213H50L51 215H52V213H55V212H57L56 210H55V208H46L45 206H42L41 204H38ZM67 203V202H66ZM78 203H79V201H78ZM161 203V202H160ZM184 203V202H183ZM191 203V202H190ZM224 203V202H223ZM81 204V203H80ZM93 204H95V203H93ZM103 204H105V203H103ZM129 204V203H128ZM138 204V203H137ZM136 204V205H137ZM168 204H170V202L168 203ZM171 204H173V203H171ZM27 205V206H26ZM109 205V204H108ZM119 205V204H118ZM135 205V206H136ZM158 205V204H157ZM156 205V206H157ZM56 206V205H55ZM110 206V205H109ZM122 206V205H121ZM124 206V205H123ZM122 206V209L124 208ZM125 206H127V205H125ZM159 206V205H158ZM173 206V205H172ZM193 206V205H192ZM131 207V206H130ZM129 207V208H130ZM137 207V206H136ZM138 207H140V206H138ZM147 207V206H146ZM168 207V206H167ZM179 207V206H178ZM181 207H182V204H181ZM185 207V206H184ZM183 207V208H184ZM194 207V206H193ZM199 207H200V204H199ZM216 207V206H215ZM226 207V206H225ZM114 208V207H113ZM118 208H119V206H118ZM121 208V207H120ZM127 208H128V206H127ZM127 208H125V209H127ZM142 208V207H141ZM156 208V207H155ZM173 208H175V206H173ZM172 208V210H174ZM180 208V207H179ZM203 208V207H202ZM222 208V207H221ZM220 208V209H221ZM8 209L10 210L9 212H8ZM131 209V208H130ZM136 209V208H135ZM146 209V208H145ZM149 209V208H148ZM150 209H152V208H150ZM22 210V211H23ZM118 210V209H117ZM137 210V209H136ZM153 210V209H152ZM159 210V209H158ZM188 210V209H187ZM197 210H198V213H199V209L197 208ZM211 210V209H210ZM250 210V209H249ZM88 211V210H87ZM119 211V210H118ZM122 211V210H121ZM121 211H119V212H121ZM131 212H132V209L130 210ZM130 211H128V209L126 210V212H125V210H123V213H125V214H122L121 213V215H120V213H118V215H116V214H113V215H111L109 218H108V220H106L105 221V223H104V234H102L101 235V239H102V241H99V243H100V246H104V245H107L108 243H109V241L108 240H112L113 238H116L114 235H117V234H119V233H122V231H125L124 229L127 227V225H128V222L129 221H132V222H134V221H137V219H139V217H140V219L142 220L143 218H141L142 216H140V215H138V218L136 217L137 215H135V216H132V215H128L127 213H129ZM147 211V210H146ZM161 211V210H160ZM159 211V212H160ZM175 211V210H174ZM191 211H193V210H191ZM194 211L196 212V213H192L193 214V217L195 216L196 218H197V216H196V214H198L197 213V211L195 210V207H194ZM193 211V212H194ZM224 211V210H223ZM135 212V211H134ZM139 212V211H138ZM147 212H150V211H147ZM146 212V213H147ZM175 212H177V211H175ZM201 212H203V211H201ZM29 213L27 214V216L29 215ZM88 213V212H87ZM90 213V212H89ZM145 213V212H144ZM152 213V212H151ZM154 213H156V212H154ZM188 213H190V211H188ZM238 213L240 214V211H238ZM23 214V213H22ZM21 214V215H22ZM25 214V213H24ZM23 214V215H24ZM86 214V213H85ZM82 215V219H83V221L81 220V218H79L78 219V221L77 222H71V224H69L67 227H65L64 228V230L61 232L62 234H59V236L61 235V237H58V240H59V242H60V240L62 241V242H65L64 241V239L66 240L67 238V236L68 235H70L71 233H75V232H77V231H79V230H84L82 233H87V232H89L90 230L92 231V230H95V222H93V219L94 218H92V216H91V218H88L87 216L88 215ZM136 214H137V212H136ZM140 214V213H139ZM142 214H143V212H142ZM150 214V213H149ZM148 214V215H149ZM158 214V213H157ZM207 214H209V213H207ZM217 214V213H216ZM53 215H55V214H53ZM122 215H123V217H122ZM161 215H163V214H161ZM182 215V214H181ZM186 215V214H185ZM219 215V214H218ZM218 215H215L214 217L216 218V219H218L219 221H218V223L220 222V224H218V226H221L222 225V223L223 222H225V221H220V218H218ZM220 215H221V213H220ZM222 215H224L223 213H222ZM227 216H228V214H226ZM26 216V215H25ZM83 216L84 217H86V219L88 218L89 220H90V223H88L87 221H88V219L87 220H85L84 218H83ZM127 216V217H126ZM129 216H131L130 218H129ZM143 216H145V215H143ZM165 216V215H164ZM187 216H188V214H187ZM187 216H185L186 218H187ZM190 216H191V214H190ZM189 216V217H190ZM225 216V215H224ZM236 216H239V215H237L236 214ZM22 217H24V216H22ZM160 217V216H159ZM174 217H175V215H174ZM199 217H202L201 215L199 216ZM207 217H208V215H207ZM223 217V216H222ZM26 218V217H25ZM51 218V217H50ZM162 218V217H161ZM240 218V217H239ZM242 218V217H241ZM240 218V219H241ZM47 219H49V218H47ZM133 219V220H132ZM139 219V220H140ZM160 219V218H159ZM175 219H176V217H175ZM190 219V218H189ZM8 220H10V219H8ZM22 220V219H21ZM53 220V219H52ZM56 220V219H55ZM85 220V221H84ZM138 220V222H140ZM144 220H146L145 218L142 220V221H144ZM161 220V219H160ZM192 220V219H191ZM194 220H195V218H194ZM198 220V221H197ZM196 221L197 222H200L201 221V219H197ZM200 220V221H199ZM207 220V219H206ZM214 220L215 219H213V221L212 222H214ZM224 220V219H223ZM25 221V223H27L26 221L27 220H24ZM24 221H21V222H23L24 223ZM44 221V220H43ZM43 221L40 223V224H42L43 223ZM183 221V220H182ZM178 222L179 223V225L181 224L182 226H183V230L181 229V227H180V229H176V230H173V234L175 235V233L177 232V233H179L180 234V237H179V239H181V240H179L178 242H176V240H178V238L176 239V236H175V239H173L172 238V234H170V235H168V238H166V236H165V238L167 239V240H165L164 241V243L167 241H170V239H173L174 241H172V243H176V246H179V245H177V244H179V242H181L180 244H181V246H185V247H187V246H191V245H199L201 248L203 247L204 248V246H205V248H210V249H212V250H216V246H218L217 245V243H218V241L217 240H219V239H217L218 238V236L216 235L215 236V234L213 235H211L210 233H215V231L213 230V228L211 229V227H212V225H208V223H206V222H204V224L201 222V224L203 225V227H205V226H207V228H208V226H209V228L207 229V228H205L204 230H203V232H200L201 234L199 235V236H195V238H192V233H191V230H194L193 232H195V229L193 228V226L192 225H190V224H192V222L191 223H188L187 224V222H188V220L186 221V223H184V222ZM241 221V220H240ZM1 222V221H0ZM47 223H48V221H46ZM46 222H44V224H46ZM83 222H87L88 224L86 225L85 223H83ZM154 223L156 222L155 221V219H154V221H153ZM161 222V221H160ZM160 222H158V227H159V223ZM222 222V223H221ZM22 223V224H23ZM28 224L27 226H25V227H30V228H27V230L29 229V230H31V227H33V226H31V224ZM52 223V221L50 222V224ZM153 223V224H154ZM166 223V222H165ZM206 223V224H205ZM229 223V222H228ZM227 223V225L226 226H231V228L233 227V228H238V225L236 224V225H234L235 224V222H234V224L231 222L230 223V225ZM82 224V225H81ZM134 224H136V223H134ZM212 224V223H211ZM216 224V223H215ZM26 225V224H25ZM39 225V224H38ZM43 225V224H42ZM41 225V226H42ZM141 225V224H140ZM151 225V224H150ZM157 225V224H156ZM178 225V224H177ZM187 225V226H186ZM192 226L191 228L189 227V226ZM205 225V226H204ZM264 225V224H263ZM135 226V225H134ZM186 226V227H185ZM19 227H24L23 225H21V226H19ZM39 227V226H38ZM151 227H152V225H151ZM173 227V226H172ZM171 227V228H172ZM175 227H177V226H175ZM214 228H215V226H213ZM239 227H240V225H239ZM47 228H49V227H47ZM84 228V229H83ZM128 228V227H127ZM126 228V229H127ZM135 228H138L137 227V225H136V227ZM179 228V227H178ZM189 228V229H188ZM196 228V227H195ZM230 228V229H231ZM22 228H20V230H21ZM26 229V228H25ZM24 229V230H25ZM35 229V228H34ZM53 229V228H52ZM129 229V228H128ZM133 229V226H132V228H131V230ZM140 229H144L143 227L141 228L140 227ZM145 229H147V228H145ZM198 229V228H197ZM208 230V231H205V230ZM211 229V230H210ZM218 229V228H217ZM239 229V228H238ZM10 230V229H9ZM8 230V231H9ZM27 230H25V231H27ZM40 230H42V229H40ZM50 230V228L48 229V230H45V231H49ZM54 230H55V227H54ZM130 230V229H129ZM142 230H140V231H142ZM148 230V229H147ZM151 230L152 229H150V230H148L147 232H144V231H146V230H143V232L144 233H151ZM157 230V229H156ZM182 230V231H181ZM185 230V231H184ZM228 230V229H227ZM227 230H226V232H227ZM232 230H234V229H232ZM44 231V232H45ZM90 231V232H91ZM135 231H136V229H135ZM135 231H134V234L133 235H135V236H133V235H130V233H131V231L129 232V236H131L130 237V239H133L134 240V238H136V236H137V234L135 233ZM174 231H175V233H174ZM184 231V232H183ZM198 231H200V230H198ZM202 231V230H201ZM220 231V230H219ZM2 232V231H1ZM17 232H19V233H25V232H23V231H17ZM42 232V231H41ZM50 233L52 232V230L51 231H49ZM56 232V231H55ZM102 232V231H101ZM154 232V231H153ZM206 232H208L207 234H206ZM225 232V233H226ZM29 233V232H28ZM31 233H34V232H31ZM141 233V232H140ZM143 233V235H145ZM191 234V235H188V234ZM36 234V233H35ZM34 234V235H35ZM77 234H81V233H79V232H77ZM75 235V234H73L74 235V237H73V239L75 238V236H76V238H78V236L79 235ZM139 234V233H138ZM152 234V233H151ZM150 234V235H151ZM183 234V235H182ZM195 234V233H194ZM207 235V236H205V235ZM210 234V235H209ZM219 234V233H218ZM222 234H224V232L222 233ZM232 234V233H231ZM247 234V233H246ZM2 235V234H1ZM38 235V234H37ZM72 235V236H73ZM127 235H128V233H127ZM126 235V236H127ZM142 234H140V235H138V237H140V236H143ZM150 235H148V236H150ZM153 235V234H152ZM225 235V234H224ZM223 235V236H224ZM44 236V235H43ZM54 236V235H53ZM82 235H80V237H81ZM112 236H114V237H112ZM120 236V235H119ZM124 236V235H123ZM123 236H122V238H123ZM128 236V237H129ZM177 236H179V235H177ZM184 236V237H183ZM194 236V235H193ZM212 238H211V237ZM18 237V236H17ZM87 237H88V234H87ZM100 237V236H99ZM184 238V240H183V238ZM217 237V238H216ZM221 237H222V235H221ZM20 238V237H19ZM60 238V239H59ZM71 238V237H70ZM75 238V239H76ZM118 238H120V237H118ZM125 238V237H124ZM68 239H69V237H68ZM82 239V238H81ZM100 238H99V240H101ZM127 239V238H126ZM142 239V238H141ZM140 239V240H141ZM215 239H217V240H215ZM30 240V239H29ZM28 240V241H29ZM48 240H49V238H48ZM51 240V239H50ZM49 240V241H50ZM80 240V239H79ZM118 240H120V239H118ZM133 240H131V242L133 241ZM161 240V239H160ZM3 241H4V239H3ZM2 241V242H3ZM83 241V240H82ZM94 241H95V239H94ZM116 241V240H115ZM123 241V243H121ZM122 241H119L118 242V244H115V246L117 247V246H122L123 244H124V239L122 240ZM130 241V240H129ZM135 241V240H134ZM170 241V242H171ZM217 241V242H216ZM231 241V240H230ZM230 241L229 242H227L228 244V246H226V250L225 251H223L222 253H224V255H221L220 254V258H222V260L223 261H227L228 262V264H237V262H239V261H241L242 259H245V258H243L242 256H241V254H243V255H245L246 253L245 252H247L248 253V255L249 254H252V248H250V246L249 247H247L246 245H240V246H237V245H239V244H230ZM259 241V240H258ZM19 242V241H18ZM17 242V243H18ZM68 242V241H67ZM69 242H70V239H69ZM76 242V241H75ZM97 242V241H96ZM95 242V244L99 247V244H97ZM157 242V241H156ZM158 242H160L159 240H158ZM157 242V243H158ZM253 242V241H252ZM28 243V242H27ZM32 243V242H31ZM31 243H29L30 245H31ZM72 243V242H71ZM70 243V244H71ZM82 243V242H81ZM94 242H92L91 243V245L93 244ZM112 243V242H111ZM130 243V242H129ZM128 243V244H129ZM142 243V242H141ZM147 243H149V241L148 242H145V243H143V244H139V245H137V244H135V246H130L131 248H130V252L133 254V255H130L131 253L130 252H128L127 254H129V255H126V256H129V258L131 257V258H133L134 256L136 257V254H137V256L138 255H141V257L143 256V255H146L147 256V254H151V252H150V247H149V245L151 244H147ZM164 243H163V245H164ZM172 243H170L171 244V246H172ZM28 244V245H29ZM56 244V243H55ZM58 244V243H57ZM66 244H68V243H66ZM79 244V243H78ZM126 244V243H125ZM124 244V245H125ZM127 244V245H128ZM216 244V245H215ZM261 245V244H260ZM80 246V245H79ZM114 246V247H115ZM162 246V245H161ZM170 246V247H171ZM175 246V247H176ZM257 246V245H256ZM70 247H72V246H70ZM113 247V249H116V248H114ZM132 247H134V249H132ZM184 247V248H185ZM252 247V246H251ZM8 248V247H7ZM119 248V247H118ZM117 248V249H118ZM124 248V247H123ZM190 248H192V247H190ZM202 248V249H203ZM204 248V249H205ZM225 248V247H224ZM261 248V247H260ZM14 249H15V247H14ZM57 249H58V247H57ZM126 249H128V247L126 248ZM132 249V250H131ZM152 249V248H151ZM186 249H188V248H185V250ZM195 249H198L197 248V246H195ZM199 250V249H198ZM212 250H210L209 251V253L211 252L212 253ZM255 250H256V248H255ZM255 250H254V252H255ZM116 251V250H115ZM187 251V250H186ZM192 251V250H191ZM203 252H205V250H203ZM217 252V251H216ZM230 253L229 255H230V257H227L226 256V253ZM164 253V252H163ZM218 253V252H217ZM257 253V252H256ZM192 254L194 255V254H196V252H192ZM110 255V254H109ZM168 254H165V255H163V256H167ZM170 256H173V254L171 255V254H169ZM169 255H168V257L167 258H169ZM210 255V254H209ZM213 255V254H212ZM125 256V257H126ZM188 256H190V255H188ZM187 256V257H188ZM199 256V255H198ZM207 256V255H206ZM218 256V255H217ZM124 257V256H123ZM123 257H106L107 259H104L103 260V263L102 264H120L122 261H123V259L125 258H123ZM140 257V256H139ZM185 257V256H184ZM203 257V256H202ZM123 258V259H122ZM144 258H146V259H144ZM147 258H149V257H143V260H148ZM192 258H193V256H192ZM195 258H196V256H195ZM201 258V257H200ZM218 258H219V256H218ZM217 259V260H221V259ZM134 259H136V258H133V260ZM140 259V258H139ZM198 259V258H197ZM204 259V258H203ZM210 259V258H209ZM166 260H168V259H165V260H162L161 261V264H164L165 262H166ZM182 260V259H181ZM215 261H216V258L214 259ZM246 260H247V258H246ZM190 261H192L190 258H186V259H184V261H182L181 263L182 264H189V262ZM243 261V260H242ZM195 261H193L192 263H194ZM221 262V261H220ZM244 262V261H243ZM180 263V262H179ZM180 263V264H181ZM218 262H216V264H217ZM57 264V263H56ZM95 264V263H94ZM160 264V263H159ZM196 264H198V263H196ZM200 264H201V262H200ZM219 264V263H218Z\"/></svg>", "mask_w": 264, "mask_h": 264}]
</instances>
